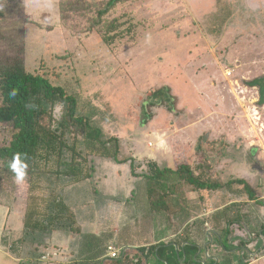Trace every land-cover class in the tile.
<instances>
[{
	"label": "rangeland",
	"instance_id": "obj_1",
	"mask_svg": "<svg viewBox=\"0 0 264 264\" xmlns=\"http://www.w3.org/2000/svg\"><path fill=\"white\" fill-rule=\"evenodd\" d=\"M61 1L24 0V17L40 24H26L27 67L75 93L93 123L119 138V157H134L140 173L148 162L171 157L178 165H208L206 178L222 184L207 190L209 202L227 193L232 178L264 195V98L259 86L248 84L264 75V0H128L107 15L125 21L124 35L112 43L89 30L106 0H82L92 12H69L66 22ZM218 10L230 14L213 35L206 18ZM163 88L164 95L154 97ZM13 132L0 123V145ZM161 142L172 147L163 157ZM141 147L156 153L142 156ZM1 165L0 202L13 206L18 197L25 205L27 184L9 179ZM104 168L105 177L125 179L130 167L112 161ZM244 183L236 185L241 193ZM174 188L181 195L182 187ZM64 260L55 264H70Z\"/></svg>",
	"mask_w": 264,
	"mask_h": 264
},
{
	"label": "trees",
	"instance_id": "obj_2",
	"mask_svg": "<svg viewBox=\"0 0 264 264\" xmlns=\"http://www.w3.org/2000/svg\"><path fill=\"white\" fill-rule=\"evenodd\" d=\"M126 1L106 0L98 5L91 16L89 30H97L107 43L122 37L125 21L119 17L109 19L107 15ZM23 4L24 0H0V123L10 124L14 129L10 140L0 145V160L9 179H21L27 184L24 234L19 241L26 252L19 264H39L36 259L45 251V238L53 230L80 231L75 212L63 199L64 189L91 178L96 172L97 157L119 163L133 162L134 158L119 157V138L106 135L93 123V115L82 111L75 93L65 85L54 83L46 73L28 69L26 24H40L24 17ZM83 10L92 12L90 5L82 0H63L61 20L66 22L69 12ZM229 14L221 10L209 13L208 31L213 35L220 33ZM248 84L259 86L264 98V75ZM163 93L164 88L154 97ZM207 166L199 164L192 168L181 163L177 169H171L150 163L146 177L150 181L148 192L152 207L159 209L166 204L169 191H173V180L195 188H220V182L206 178ZM133 167L135 170L137 166ZM235 181L244 183L238 178ZM244 185L250 198H254L255 192L249 183ZM4 242L8 244V239ZM10 248L18 250L16 244ZM114 263L123 264V260L117 259Z\"/></svg>",
	"mask_w": 264,
	"mask_h": 264
},
{
	"label": "crops",
	"instance_id": "obj_3",
	"mask_svg": "<svg viewBox=\"0 0 264 264\" xmlns=\"http://www.w3.org/2000/svg\"><path fill=\"white\" fill-rule=\"evenodd\" d=\"M158 146V156L172 151L165 142ZM140 150L142 156L156 153L155 149ZM171 158L150 161L146 172L141 173L134 170L135 158L120 163L100 158L97 175L71 184L62 192L76 214L80 231L53 230L45 238L46 249L67 246L65 261L70 264H115L117 259L123 264H264V195L254 191L251 199L246 190L241 193L236 179H229L233 185L229 184L227 193L221 199L219 195L214 203L208 201L207 189L187 183L177 185L173 180L175 185L171 184L173 191H169L166 204L159 209L152 207L146 177L149 164L155 162L159 168L171 169L181 163L190 165L185 161L178 165ZM112 161L116 166L130 167L125 179L117 177L119 174L104 176L106 169L102 166ZM177 186L182 187L181 195L174 188ZM25 211L26 200L24 205L21 198L17 197L13 206L0 202V264H19L24 257L19 241L24 234ZM110 243L123 249L120 257L107 256ZM12 244L18 250H11ZM36 261L41 263V257Z\"/></svg>",
	"mask_w": 264,
	"mask_h": 264
},
{
	"label": "built area",
	"instance_id": "obj_4",
	"mask_svg": "<svg viewBox=\"0 0 264 264\" xmlns=\"http://www.w3.org/2000/svg\"><path fill=\"white\" fill-rule=\"evenodd\" d=\"M260 98H261V95L259 94V99ZM254 111H256L255 115L259 116V112H258L257 107L254 108ZM258 118H260V117H258ZM67 251L68 250L65 247H53L50 249H46L45 252L41 256V261L46 263V264H54V263L58 262V260H60V259L65 258V260H66ZM122 252H123V249L118 248L114 243H110L107 246V253H108L107 256L112 258V259L120 257Z\"/></svg>",
	"mask_w": 264,
	"mask_h": 264
},
{
	"label": "flooded vegetation",
	"instance_id": "obj_5",
	"mask_svg": "<svg viewBox=\"0 0 264 264\" xmlns=\"http://www.w3.org/2000/svg\"><path fill=\"white\" fill-rule=\"evenodd\" d=\"M259 94L261 95L260 88H259Z\"/></svg>",
	"mask_w": 264,
	"mask_h": 264
}]
</instances>
